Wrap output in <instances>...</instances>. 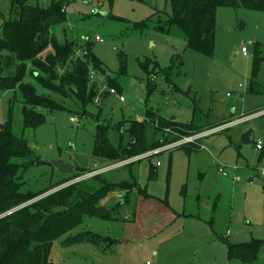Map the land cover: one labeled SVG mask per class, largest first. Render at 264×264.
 I'll return each instance as SVG.
<instances>
[{"label": "rangeland", "instance_id": "rangeland-1", "mask_svg": "<svg viewBox=\"0 0 264 264\" xmlns=\"http://www.w3.org/2000/svg\"><path fill=\"white\" fill-rule=\"evenodd\" d=\"M11 1L0 0L1 16L7 17ZM66 16V22L51 29L52 35L58 43L73 42L77 50L84 45L90 48L105 69L104 75L95 80L107 94L99 104L80 107L67 94L57 96L38 88V94L57 106L51 111L34 109L43 121L28 123L19 93L0 91V125H6L14 138L23 139L44 162L22 174L24 191L35 193L73 173L113 165L92 154L98 124L108 128L107 140L117 148L124 146L129 137L118 133L116 125L120 123L126 130L128 122L141 121L148 110L167 121L209 127L264 110L263 12L218 8L210 56L186 48L185 39L176 28L167 32L156 29L172 16L170 0H77L68 7ZM144 23L148 26L142 27ZM95 36L102 42H96ZM242 48L246 55L241 53ZM255 60L258 69L253 76ZM141 64L148 65L149 72L156 66L154 90H148V76ZM106 79L114 82L116 95L109 94ZM248 130L264 148L263 114L201 139L199 150L187 153L173 149L131 167L102 173L108 181L119 183L131 171L138 177L139 188L129 194L116 189L100 200L98 206L107 210L114 207L117 220L83 217L80 225L52 242L51 264H241L227 258L225 243L231 244L224 235L216 238L212 230L227 233L225 215L230 203L226 192L217 200L221 187L215 182L217 176L231 179L232 173L226 170L225 176L218 173L219 168L228 169L239 165L238 161H246L248 167L236 173L239 185L247 188L248 200L261 195L264 179L255 175L264 171L260 162L264 151H257L254 141L240 143L241 135ZM54 162L72 165L73 171L62 172L53 167ZM248 175L254 177L251 183L247 182ZM120 200L122 205L117 207ZM249 206L247 202V211ZM166 209L196 215L208 223L218 211L219 220L198 228L178 222L183 228L180 233L168 242L158 243L167 231L148 232L147 223ZM83 234L104 241L96 245L74 241ZM258 264H264V258Z\"/></svg>", "mask_w": 264, "mask_h": 264}, {"label": "trees", "instance_id": "trees-1", "mask_svg": "<svg viewBox=\"0 0 264 264\" xmlns=\"http://www.w3.org/2000/svg\"><path fill=\"white\" fill-rule=\"evenodd\" d=\"M170 3L172 16L165 25L160 24L156 29L167 32L176 28L183 35L186 48L206 56L213 52L218 8L264 13V0H170ZM67 5V0H49L46 5L39 1L12 0L7 17L0 15V91L19 93L28 123L43 121L40 113L34 109L51 111L57 106L53 100L38 94V88L57 96L67 94L80 107L95 104L97 97L104 101L107 94L101 90L98 81L94 79L90 82V72L96 78L105 72L102 62L90 48L84 45L77 50L73 42L58 43L52 35L51 29L54 26L67 21L66 12L62 11V7ZM142 25L147 27L148 23ZM140 66L148 76V90H154L156 66H153L152 72L148 71V65ZM257 69L255 60L253 76ZM106 80L107 88L115 90L114 82ZM212 127L167 121L148 110L141 121L128 122L126 130H123L122 124L116 125L118 133H125L129 137L124 146H111L107 140L108 128L96 125L92 154L114 164ZM200 140L175 149H183L187 153L199 150ZM122 151L124 156L121 155ZM43 163L34 149L23 139L14 138L9 128L3 125V130H0V264H51L49 249L52 242L80 225L83 217L117 220L114 207L107 210L98 206L100 200L116 189L129 194L139 188L137 175L130 171L128 178L119 183L110 182L98 174L51 192L89 172L81 171L35 193L24 191L22 174ZM121 205L122 201L117 207ZM100 240L103 239L83 234L74 241L96 245ZM261 244L258 241L242 245L226 243L227 258L241 264H258L257 252Z\"/></svg>", "mask_w": 264, "mask_h": 264}, {"label": "crops", "instance_id": "crops-1", "mask_svg": "<svg viewBox=\"0 0 264 264\" xmlns=\"http://www.w3.org/2000/svg\"><path fill=\"white\" fill-rule=\"evenodd\" d=\"M77 1V0H76ZM74 1L73 3H75ZM72 4V3H71ZM69 4L68 7L71 5ZM66 9V13H67ZM247 53V52H246ZM104 103V102H103ZM234 113V111H232ZM254 146H255V140ZM256 149V148H255ZM257 150V149H256ZM196 151V150H191ZM260 152L264 151V148L262 146L261 150H257ZM260 162L263 163L264 167V152L260 157ZM239 165H236L235 171L229 170L232 175L231 179L229 178H220L217 176L216 185H219L221 188H219L216 198L217 200H221L223 192H226L227 194L225 196H228L230 206L229 208H226V225L225 230L227 228V233L225 234H217L212 230V233L216 238L220 237V235H224L223 237L228 240V242L231 245H242V244H249L253 241L261 242V247L259 248L257 252V259L258 262L264 258V176H260V174L256 173L255 177L259 178L260 180H263V187L261 190V195L257 194V197L251 200V197H249V200L247 199V188H245L243 185L240 184V179L238 183H235L233 181V176H236V173L239 169H242V167L247 168L248 165L246 161H238ZM263 171V170H262ZM227 176V175H225ZM248 183H251L254 180L253 175H248ZM239 178V177H238ZM228 191H227V189ZM227 199V198H226ZM121 203V200L119 201ZM250 205L247 207L246 204ZM254 203H257V206H254ZM119 204V203H118ZM260 205V207H259ZM163 217V218H162ZM219 220L218 211H216L215 217L212 216L210 219V222H205L201 218H199L196 215L192 214H186V213H179L170 209H166L164 214L160 216L154 215V217L150 218V222L147 223L148 232L152 231L154 233L155 231L157 234L162 233L163 231H167L165 236L159 240L158 243H165L169 240L173 239L175 236H177L180 231L183 229L182 226H179L178 222H181L184 227L186 226H197L201 227L203 224L205 225H213V223H216ZM134 221V220H132ZM181 229V230H180ZM154 230V231H153ZM225 243V242H223ZM226 244V243H225ZM227 253V248H226Z\"/></svg>", "mask_w": 264, "mask_h": 264}, {"label": "built area", "instance_id": "built-area-1", "mask_svg": "<svg viewBox=\"0 0 264 264\" xmlns=\"http://www.w3.org/2000/svg\"><path fill=\"white\" fill-rule=\"evenodd\" d=\"M29 1H32V2L39 1V3H41L42 5H46V4H48L49 0H29ZM67 1H68L69 4H71V3H73L76 0H67ZM67 6L62 7V11L63 12H66ZM90 12L93 13L92 10ZM94 40L96 42H98V43L102 42L101 39L98 36H95ZM241 53L243 55H246V49L242 48L241 49ZM89 78H90V82L93 81L96 78L95 74L93 72H90ZM108 91H109V94L116 95V91L114 89H109ZM118 99H119L120 102H123V98L122 97L119 96ZM100 101H101V99L99 97H97L94 100V103L95 104H99ZM263 114H264V110L261 111V112L250 114L247 117H242V118L235 119L233 121H229V122H227L225 124H222V125H219V126H216V127L205 129L204 131H202L201 133H199L197 135H194V136H191V137H187V138H182L179 141L173 142V143H171L169 145L163 146L161 148H158L156 150H152L150 152L144 153V154L136 156V157L124 159V160H122L120 162L114 163L111 166H106V167H102V168H95V169L89 171L88 173H86L87 175H85L84 178H82L80 180H77V181H72V183H75V182H78V181H81V180H85V179H89V178H91V177H93L95 175L105 173V172H107L109 170H112V169H116V168H121V167L127 166V165H129L131 163H134L136 161H140V160H144V159L150 158V157H152V156H154V155H156L158 153L171 151V150H173V149H175V148H177V147H179V146H181L183 144L193 143L196 140H200V139H203V138H205L207 136L213 135L215 133H219V132H221V131H223L225 129H228L229 127H232L234 125H238L240 123L248 121L249 119L256 118V117H258L260 115H263ZM70 121L71 122H76L73 118H70ZM203 148L204 147L201 146V149H203ZM255 148L257 150H261V148H262V143H261V141L259 139L255 140ZM157 165H158V163H157ZM226 170L235 171L236 167H231V168H228V169H225L224 167H222V168L218 169V173L225 175ZM260 176H264V171H261ZM233 181L235 183H238L239 182V178L236 177V176H233Z\"/></svg>", "mask_w": 264, "mask_h": 264}, {"label": "water", "instance_id": "water-1", "mask_svg": "<svg viewBox=\"0 0 264 264\" xmlns=\"http://www.w3.org/2000/svg\"><path fill=\"white\" fill-rule=\"evenodd\" d=\"M101 106H104V103L101 104ZM0 130H3V125H0ZM254 140V133L252 130H248L247 132H245L244 134L241 135L240 137V143L242 144H251ZM122 156H124V152L122 151L121 153ZM53 167L62 171V172H72L73 171V167L72 165L69 164H64V163H58V162H54L52 163ZM121 203L119 202V205Z\"/></svg>", "mask_w": 264, "mask_h": 264}]
</instances>
